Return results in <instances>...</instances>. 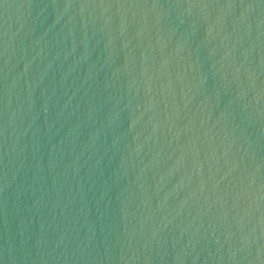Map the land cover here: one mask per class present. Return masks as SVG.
<instances>
[{
	"label": "water",
	"instance_id": "1",
	"mask_svg": "<svg viewBox=\"0 0 264 264\" xmlns=\"http://www.w3.org/2000/svg\"><path fill=\"white\" fill-rule=\"evenodd\" d=\"M0 264H264V0H0Z\"/></svg>",
	"mask_w": 264,
	"mask_h": 264
}]
</instances>
